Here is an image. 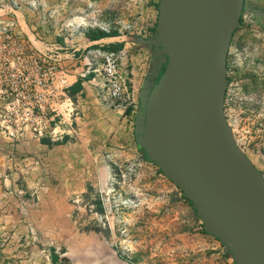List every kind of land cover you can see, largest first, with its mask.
Returning <instances> with one entry per match:
<instances>
[{
	"label": "rangeland",
	"instance_id": "rangeland-1",
	"mask_svg": "<svg viewBox=\"0 0 264 264\" xmlns=\"http://www.w3.org/2000/svg\"><path fill=\"white\" fill-rule=\"evenodd\" d=\"M0 2L14 7L20 30L37 41L86 47L98 31L153 39L159 0ZM149 49L126 42L122 74L130 118L96 112L93 144L81 134L48 148L31 142L12 150L0 142V264H52L51 247L64 264H235L226 247L203 231L181 191L138 149L141 93L159 75L149 65ZM228 80L227 118L264 175V0H245ZM128 126L129 143L123 142Z\"/></svg>",
	"mask_w": 264,
	"mask_h": 264
},
{
	"label": "water",
	"instance_id": "water-1",
	"mask_svg": "<svg viewBox=\"0 0 264 264\" xmlns=\"http://www.w3.org/2000/svg\"><path fill=\"white\" fill-rule=\"evenodd\" d=\"M245 0H159L164 72L141 93L136 138L235 264H264V175L226 115L228 58ZM122 261V260H121Z\"/></svg>",
	"mask_w": 264,
	"mask_h": 264
},
{
	"label": "built area",
	"instance_id": "built-area-1",
	"mask_svg": "<svg viewBox=\"0 0 264 264\" xmlns=\"http://www.w3.org/2000/svg\"><path fill=\"white\" fill-rule=\"evenodd\" d=\"M18 24L14 7L0 2V142L15 150L31 142L54 147L77 141L81 92L71 93L77 83L97 86L108 108H126L123 50H107L101 40L86 47L39 42Z\"/></svg>",
	"mask_w": 264,
	"mask_h": 264
},
{
	"label": "crops",
	"instance_id": "crops-1",
	"mask_svg": "<svg viewBox=\"0 0 264 264\" xmlns=\"http://www.w3.org/2000/svg\"><path fill=\"white\" fill-rule=\"evenodd\" d=\"M3 18L7 19L8 17L4 16ZM130 40L131 41L133 40L141 41L147 44L146 41H148L149 39L146 40L144 38H133V37L126 38L123 36H116V37H109V38L101 39V45L104 46V48H106L107 50L112 49V47L121 46V49L119 51L123 50L125 52L126 42ZM60 42L62 44L64 43L63 40H60ZM127 45H131L133 47L135 46L132 43H127ZM139 46H144V45L141 44ZM136 50H140V48L137 47L135 51ZM150 51H152L153 57H151L149 65L154 68L155 72H157L158 74H161L164 68L163 59H164L165 54L163 53V50L161 47L153 46V49H151ZM154 53L156 54V57L154 56ZM82 88L83 90L81 91V94L79 96V108L82 113L78 120V125L80 129V134L84 136L83 137L84 139H88L90 141V144H93L92 142L93 131H92L91 123L96 116V112H98L99 110L109 109L113 112H118L121 115V118L125 117L124 120L129 121L130 117L126 113L127 112L126 108L110 109L102 102V100L99 98V90L97 86L86 82L82 85ZM123 138H124L123 142L129 143L131 141L132 138H130V126H128L127 134L123 135ZM39 146L48 148L46 145H39Z\"/></svg>",
	"mask_w": 264,
	"mask_h": 264
},
{
	"label": "trees",
	"instance_id": "trees-1",
	"mask_svg": "<svg viewBox=\"0 0 264 264\" xmlns=\"http://www.w3.org/2000/svg\"><path fill=\"white\" fill-rule=\"evenodd\" d=\"M158 3H159V2H158ZM156 8H157V10H158V4L156 5ZM156 25H157V23H156ZM156 25H155V28H156ZM154 32H155V29H154ZM116 36H119L117 32H114V33L109 34V33H105V32H100V31H98V32H93V33H91V34L89 35L88 38H89L90 41H97V40H101V39H104V38L116 37ZM120 49H121V46H116V47H112V49H110V50H111V51H119ZM165 67H166V65H164V68H163V70H162L161 73L164 72ZM82 90H83V88H82V84H81V83H77L74 87H72V89H71V93H72L73 95H77V94L80 93ZM129 114H130V110L127 111V115H129ZM136 141H137V138H136ZM43 144H46V143H43ZM137 145H138V149H139V151L144 155L145 159H146L147 161L151 162L150 159L147 157V155H146L144 149L139 145L138 141H137ZM151 163H152V162H151ZM160 173H162V172L160 171ZM181 193H182V192H181ZM182 196H183V198L186 200V198L184 197L183 193H182ZM186 201H187V200H186ZM187 202H188V201H187ZM188 203L192 206V204H191L190 202H188ZM202 228H203V225H202ZM203 231H204V230H203ZM224 246H225V245H224ZM49 254H50V259H51L52 264H64V263H62V261H61V257H60V255L57 253L56 248L51 247V248L49 249ZM123 260H124V261H128V260H126V259H123Z\"/></svg>",
	"mask_w": 264,
	"mask_h": 264
}]
</instances>
